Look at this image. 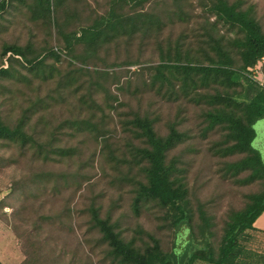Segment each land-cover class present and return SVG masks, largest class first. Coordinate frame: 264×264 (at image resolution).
Listing matches in <instances>:
<instances>
[{"label":"rangeland","instance_id":"374dc122","mask_svg":"<svg viewBox=\"0 0 264 264\" xmlns=\"http://www.w3.org/2000/svg\"><path fill=\"white\" fill-rule=\"evenodd\" d=\"M21 1L0 17L1 68L9 64L10 54L2 56L5 44L39 54L58 49L60 60L49 58L44 72L15 64L19 80L0 78L2 121L14 126L28 116L27 133L37 141L26 147L0 141V264H119L91 222L92 208L126 241L143 246L152 236L164 251L171 249L174 233L165 211L153 203L138 211L134 206L138 183L145 182L132 157L145 144L125 126L135 115L154 120L160 136L170 126L184 134L167 161L182 173L177 175L187 185L195 225L200 209L210 218L207 238L216 250L230 214L243 210L263 183H245L249 172L228 171L245 155L217 153L226 132L208 129L214 84L185 97L176 81L153 83V76L161 50L174 52L180 42L207 63L206 35L232 40L236 34L207 11V0H63L51 18L67 36L104 16L113 2L118 13L141 16L140 28L93 51L76 45L71 61L52 20H34L26 7L34 0ZM228 1L253 6L264 30V0ZM250 76L264 85V61ZM253 129L252 147L264 160V119ZM254 239L247 248L263 255L264 239Z\"/></svg>","mask_w":264,"mask_h":264},{"label":"trees","instance_id":"16d2710c","mask_svg":"<svg viewBox=\"0 0 264 264\" xmlns=\"http://www.w3.org/2000/svg\"><path fill=\"white\" fill-rule=\"evenodd\" d=\"M207 1V11L229 32H234L236 37L226 40L207 34L210 47V52L206 54L207 63L198 61L199 56L191 49H183L180 42L174 52L172 47L161 50L159 64L154 68L153 83L171 84L176 81L185 97L214 84V94L207 97L210 106L206 116L208 129L221 127L226 132L224 144H221L222 148L217 153L221 157L245 155L241 160L229 164L228 171L234 176L249 172L244 182H262L263 190L249 195L243 210L230 214L215 250L207 238L211 235L210 218L200 209V224L195 225L184 178L177 175L180 171L176 163L167 161L170 151L185 141L184 134L176 126H170L168 134L160 136L155 130L154 120L135 115L125 122V126L145 144V147L135 149L132 155L145 182L138 183L134 206L138 211L142 204L153 203L164 210L174 236L169 251H164L160 241L152 236H148L149 241L143 242V246H137L134 239L126 241L122 238L114 225L108 219L101 218L98 209L92 208L91 222L108 246L112 259L119 264H264V253L256 254L247 248L250 241L258 238L254 223L264 213V160L252 147L256 137L253 127L264 119V85L250 76L258 64L264 61V30L253 6L243 8L240 1ZM62 2L34 0L32 6L26 7L34 20H52L58 34L63 36L65 50L71 56V61L75 58L76 45H84L93 51L116 40L124 32L140 28L138 20L141 16L120 14L117 12L119 3L113 2L104 16L67 36L51 18L56 6L59 4L60 8ZM22 3L21 0H0V17ZM147 25L145 28L153 31V27ZM57 50L51 48L39 54L29 47L5 44L2 56L10 54L9 64L5 69L0 66V78L19 80L13 72L15 64L29 71L44 72L49 58L60 60ZM202 98H195V102H201ZM28 119V116H23L14 126H8L0 117V141L20 147L36 145L37 141L27 133ZM45 159H48L47 155Z\"/></svg>","mask_w":264,"mask_h":264},{"label":"crops","instance_id":"0c3cea01","mask_svg":"<svg viewBox=\"0 0 264 264\" xmlns=\"http://www.w3.org/2000/svg\"><path fill=\"white\" fill-rule=\"evenodd\" d=\"M254 228L256 230L257 237L264 239V213L256 220Z\"/></svg>","mask_w":264,"mask_h":264}]
</instances>
